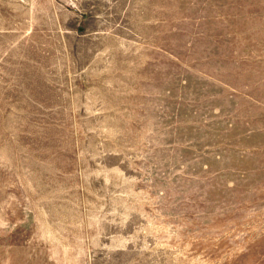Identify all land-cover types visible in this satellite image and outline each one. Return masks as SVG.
Masks as SVG:
<instances>
[{"label": "rangeland", "instance_id": "obj_1", "mask_svg": "<svg viewBox=\"0 0 264 264\" xmlns=\"http://www.w3.org/2000/svg\"><path fill=\"white\" fill-rule=\"evenodd\" d=\"M0 264H264V0H0Z\"/></svg>", "mask_w": 264, "mask_h": 264}]
</instances>
